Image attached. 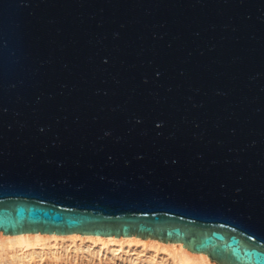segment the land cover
<instances>
[{"label": "water", "instance_id": "water-1", "mask_svg": "<svg viewBox=\"0 0 264 264\" xmlns=\"http://www.w3.org/2000/svg\"><path fill=\"white\" fill-rule=\"evenodd\" d=\"M0 231L264 264V0H0Z\"/></svg>", "mask_w": 264, "mask_h": 264}, {"label": "bare ground", "instance_id": "bare-ground-1", "mask_svg": "<svg viewBox=\"0 0 264 264\" xmlns=\"http://www.w3.org/2000/svg\"><path fill=\"white\" fill-rule=\"evenodd\" d=\"M0 264H217L205 252L156 238L0 231Z\"/></svg>", "mask_w": 264, "mask_h": 264}]
</instances>
